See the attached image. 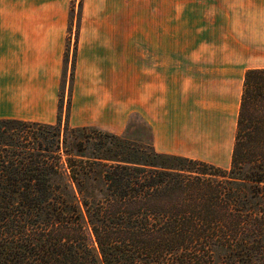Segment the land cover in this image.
I'll return each instance as SVG.
<instances>
[{
  "label": "trees",
  "instance_id": "16d2710c",
  "mask_svg": "<svg viewBox=\"0 0 264 264\" xmlns=\"http://www.w3.org/2000/svg\"><path fill=\"white\" fill-rule=\"evenodd\" d=\"M60 119L0 120V264H264V67L244 74L228 168L159 153L131 121Z\"/></svg>",
  "mask_w": 264,
  "mask_h": 264
},
{
  "label": "crops",
  "instance_id": "0c3cea01",
  "mask_svg": "<svg viewBox=\"0 0 264 264\" xmlns=\"http://www.w3.org/2000/svg\"><path fill=\"white\" fill-rule=\"evenodd\" d=\"M81 2L72 21V0H0V120L55 124L61 113L120 135L139 119L155 151L228 168L244 74L264 67V6Z\"/></svg>",
  "mask_w": 264,
  "mask_h": 264
},
{
  "label": "rangeland",
  "instance_id": "374dc122",
  "mask_svg": "<svg viewBox=\"0 0 264 264\" xmlns=\"http://www.w3.org/2000/svg\"><path fill=\"white\" fill-rule=\"evenodd\" d=\"M178 3V4H176ZM77 5V6H76ZM172 6H176V8L179 9V6H264V0H173L172 2ZM80 6H79V0H74V6H73V17H72V21H76V17L78 15ZM174 10L172 9V19L173 20H180L179 16H180V11L179 10ZM71 33L74 34V40L76 39V34H77V29L76 27H74V29H71ZM190 47L192 49H194V44L188 43L187 46ZM74 45V44H73ZM180 44L178 43H172V50H178L179 49ZM73 48L69 47V57H70V65L68 67H66L65 71H64V78H63V82H62V89H61V103L62 106L68 104V100H69V92H70V78H71V72H72V61H73V55L72 53ZM68 72V73H67ZM65 107V106H64ZM65 112V111H64ZM62 114H61V119H60V129L61 132H69L68 130V125L66 123V118H62ZM134 128H132L133 132L132 134L134 135L135 130H137V133H139L138 135H140V138L142 139L144 145L147 146V143L150 142L149 140V132L146 129V127L143 125V123L139 120V119H135L134 121H132ZM35 126L34 125H25L22 128H18L17 131H14V136H19L24 137V138H28L31 136V134L34 133L35 130ZM24 140V139H23ZM22 142V141H20ZM23 143V142H22Z\"/></svg>",
  "mask_w": 264,
  "mask_h": 264
},
{
  "label": "built area",
  "instance_id": "2783aa9c",
  "mask_svg": "<svg viewBox=\"0 0 264 264\" xmlns=\"http://www.w3.org/2000/svg\"><path fill=\"white\" fill-rule=\"evenodd\" d=\"M73 36H74V34H73V33H71V34H70V39H71V40H72Z\"/></svg>",
  "mask_w": 264,
  "mask_h": 264
}]
</instances>
